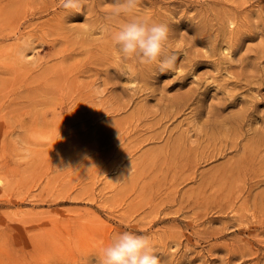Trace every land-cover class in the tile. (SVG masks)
<instances>
[{
    "label": "rangeland",
    "instance_id": "obj_1",
    "mask_svg": "<svg viewBox=\"0 0 264 264\" xmlns=\"http://www.w3.org/2000/svg\"><path fill=\"white\" fill-rule=\"evenodd\" d=\"M116 2L0 0V264H98L125 231L160 264H264V0H139L166 72L120 60Z\"/></svg>",
    "mask_w": 264,
    "mask_h": 264
},
{
    "label": "clouds",
    "instance_id": "obj_2",
    "mask_svg": "<svg viewBox=\"0 0 264 264\" xmlns=\"http://www.w3.org/2000/svg\"><path fill=\"white\" fill-rule=\"evenodd\" d=\"M84 5L85 0H61L60 3L68 13H79ZM138 6L139 0H117L107 17L108 23L101 26L100 30L110 35L121 61H134L151 69L155 66L160 72L174 71L176 55L169 48L168 24L139 17ZM121 17L127 19L121 23ZM113 24H118L115 31H112ZM35 46L31 36L21 40L16 52L18 61L28 63V53ZM132 67V64H124L122 73H130ZM94 254L98 264H160L150 237L129 231L115 235ZM86 264H89L88 258Z\"/></svg>",
    "mask_w": 264,
    "mask_h": 264
},
{
    "label": "bare ground",
    "instance_id": "obj_3",
    "mask_svg": "<svg viewBox=\"0 0 264 264\" xmlns=\"http://www.w3.org/2000/svg\"><path fill=\"white\" fill-rule=\"evenodd\" d=\"M225 58V57H224ZM232 62V61H231ZM154 238V237H153Z\"/></svg>",
    "mask_w": 264,
    "mask_h": 264
}]
</instances>
